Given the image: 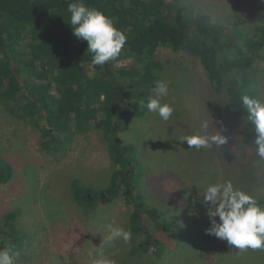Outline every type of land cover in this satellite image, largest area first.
<instances>
[{"label":"rangeland","instance_id":"1","mask_svg":"<svg viewBox=\"0 0 264 264\" xmlns=\"http://www.w3.org/2000/svg\"><path fill=\"white\" fill-rule=\"evenodd\" d=\"M161 1L163 9L160 10L168 19L175 17L178 9H182L181 14L189 19H194V14H207L216 23L229 27L238 25L242 30L254 28V24L259 23V17L264 18V14L258 15L261 8L256 7V13L249 12L250 16L244 10L246 6L250 11L251 5L256 3L258 6L262 0ZM261 5L264 12V4ZM150 53L162 66L160 80L169 86L168 95L162 103L174 108L173 115L164 121L157 113L147 110V101L155 94V87L151 88L146 96H134V102H139L137 107L140 113L131 117L129 129L117 132L116 138L130 146L129 156L134 163L133 183L145 209L140 214L142 223L148 227L151 238L160 236L167 241V233L153 226L148 211L158 213L159 221L166 220L172 226L174 236L169 235L171 242L179 241L181 247L161 259L152 254L129 255L119 264H168L169 256V259L182 256L181 264H209L204 258L217 264L219 252L220 256L232 257L228 254L235 252L236 255L237 251L234 247L230 249L227 243L221 245V240H216L215 252H211L206 245L201 231L210 221L206 207L201 203L199 189L202 194L205 181L231 180L235 186L242 185L247 190L246 176L252 178L251 183L264 184V160L244 147L248 145L247 142L234 130L237 127L235 116L230 119L232 110L228 96L215 92L196 57L163 46L153 48ZM135 62L134 57H127L109 62L108 72L105 65L100 68L104 69L105 75H113L116 70L132 66ZM254 73L258 96L264 98V55L255 64ZM126 82L120 81L117 86L126 87ZM202 119L208 120L209 132L228 137V143L220 146L221 157L218 146L197 150L181 141L183 136L200 130ZM221 126L231 129L222 133ZM41 142V133L36 126L13 117L0 107V155L6 158L10 156L12 160H6L15 169L11 181L0 183V220L11 210L17 212L13 222L14 235L19 239L21 248L14 258V264H92L97 248L107 235L105 225L111 223L128 230L125 225L133 209L132 204L124 198L107 204L98 201L99 210L90 204L81 205L75 197L74 180H79L82 186L96 192L111 182L114 161L107 154L109 141L105 131L95 128L85 133L69 134L63 137L64 149L61 153L48 154ZM231 156L235 160L243 159L242 170L246 176L241 174L244 176L241 179H238L235 160L234 164L230 162ZM107 205L109 207L104 210ZM122 242L117 240L105 244V256L109 260L113 261L112 257L117 258L125 253L126 247L131 248V245ZM150 246L151 252L157 249ZM261 250L264 251L250 249L249 252L250 255L262 253L260 257L264 259ZM115 252L118 254L114 255Z\"/></svg>","mask_w":264,"mask_h":264},{"label":"trees","instance_id":"2","mask_svg":"<svg viewBox=\"0 0 264 264\" xmlns=\"http://www.w3.org/2000/svg\"><path fill=\"white\" fill-rule=\"evenodd\" d=\"M72 2L0 0V107L13 117L36 126L41 133L42 148L48 154L61 153L64 149L63 137L69 134L104 129L109 141L107 154L114 161L111 182L96 192L82 186L79 180H74L75 197L81 205L90 204L95 209H99L98 201L107 204L117 198H124L132 204L129 222L125 225L132 232L131 242L128 243L131 248L126 247L125 253L120 254L122 257H112V254L113 264H119L129 255L152 254L159 259L167 257L171 251L180 249L181 244L179 241L171 242L169 235L174 236L172 226L166 220L159 221L158 213L148 211L153 226L167 233V241L160 236L151 238L148 227L142 223L140 214L145 209L135 191L134 173L129 171L130 165L134 164L129 156L130 146L125 141L117 142L116 133L129 129L131 117L140 113L137 107L139 102H134V96H146L147 90L154 88L156 81H161L162 66L150 51L163 46L198 59L215 92L228 96L232 110L230 119L235 116L237 125L235 133L243 137L248 148L256 154L252 144L254 127L247 119L241 97L259 95L254 66L264 55V18L259 17V23L254 24V28L241 30L238 25L229 27L216 23L207 14H194V19H189L181 14L182 9H178L175 17L168 19L160 10L163 9L161 0H84L89 7L112 18L115 26L127 36L119 57L113 61L127 57L136 59L132 66L118 69L111 76L105 75L103 68L92 65L87 41L74 36L73 28L68 23L70 13L67 12V6ZM261 4H264L263 0L258 6L256 3L251 5L250 11L246 6L244 10L250 16L249 12L256 13L257 7L261 8L258 15L264 14ZM120 81H127L128 87H118ZM117 122L119 125L116 128ZM228 128L231 129L221 126V132L225 133ZM218 150L220 156V146ZM222 157L229 159L225 155ZM6 159L12 160L10 156L6 158L0 155V183H7L15 176L14 167ZM242 163L243 159L235 160L238 179L244 177L241 176L244 174ZM246 179L247 190L242 185L236 187L251 194L264 206V188H261L264 184L251 183V177L246 176ZM16 217L17 212L11 210L0 220V226H3V229L0 228V248L11 242L18 252L21 243L14 235L13 222ZM207 223L201 234L211 252H215L214 244L220 239L206 234V229L210 227V222ZM150 245L157 249L151 252ZM235 250L236 255L235 252L228 254L232 257L220 256L219 252L217 264H264L262 253L250 255V249ZM181 257L169 259V256L168 264H181ZM204 259L209 264L215 262Z\"/></svg>","mask_w":264,"mask_h":264},{"label":"clouds","instance_id":"3","mask_svg":"<svg viewBox=\"0 0 264 264\" xmlns=\"http://www.w3.org/2000/svg\"><path fill=\"white\" fill-rule=\"evenodd\" d=\"M70 13L68 22L73 28V34L78 39L87 41V51L91 54L93 66L103 67L107 62L117 59L127 42L126 34L118 29L112 18L102 11L89 7L84 0H73L68 4ZM169 86L165 81H156L154 96L147 101L149 112L157 113L164 121L169 120L174 108L168 103H162L168 95ZM241 103L246 109L247 119L253 125L256 155L264 160V98L260 96L243 95ZM189 148L207 149L223 146L228 143V137L221 133L209 132L207 119L200 121V130L192 135L181 138ZM245 148L248 145H244ZM199 189V186H197ZM201 203L206 207V215L210 227L206 234L226 241L230 247L237 249H264V206L246 191L234 186L231 180L209 183L205 181L203 193L199 189ZM218 218V219H217ZM106 237L96 250V258L92 264H113L105 256V244L122 240L130 243L132 232L123 227L108 223L105 225ZM15 244L0 248V264H14L17 255Z\"/></svg>","mask_w":264,"mask_h":264},{"label":"flooded vegetation","instance_id":"4","mask_svg":"<svg viewBox=\"0 0 264 264\" xmlns=\"http://www.w3.org/2000/svg\"><path fill=\"white\" fill-rule=\"evenodd\" d=\"M108 63H109V62H107V63L105 64L106 69L108 68V66H107ZM107 70L109 71V69H107ZM111 76H112V75H111ZM118 123H119V122L116 123V126H117ZM133 169H134V166H133V165H130L129 171L132 172Z\"/></svg>","mask_w":264,"mask_h":264},{"label":"water","instance_id":"5","mask_svg":"<svg viewBox=\"0 0 264 264\" xmlns=\"http://www.w3.org/2000/svg\"><path fill=\"white\" fill-rule=\"evenodd\" d=\"M97 66H99V65H97ZM97 66H96V67H97ZM99 67H100V66H99ZM107 69H108V68H107ZM107 69H106V70H107ZM107 72H108V70H107ZM104 74H106L105 71H104ZM18 79L23 83V81L21 80V77H20V76H18ZM117 142H119V140H117Z\"/></svg>","mask_w":264,"mask_h":264}]
</instances>
